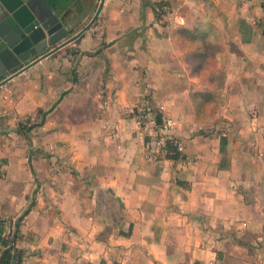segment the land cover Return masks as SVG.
Segmentation results:
<instances>
[{
  "label": "crops",
  "instance_id": "0c3cea01",
  "mask_svg": "<svg viewBox=\"0 0 264 264\" xmlns=\"http://www.w3.org/2000/svg\"><path fill=\"white\" fill-rule=\"evenodd\" d=\"M99 3L68 1L69 36ZM206 17L229 55L226 102L198 122L190 95L205 77L189 74L173 32ZM57 98L30 142L15 132ZM159 103L179 160L138 136L137 109ZM263 155L264 0H104L75 41L0 86V237L36 189L22 226L40 236L32 264H264ZM70 167L111 190L121 222L99 217Z\"/></svg>",
  "mask_w": 264,
  "mask_h": 264
},
{
  "label": "trees",
  "instance_id": "16d2710c",
  "mask_svg": "<svg viewBox=\"0 0 264 264\" xmlns=\"http://www.w3.org/2000/svg\"><path fill=\"white\" fill-rule=\"evenodd\" d=\"M173 38L175 41L179 39L186 43L187 48L185 49L184 59L189 66V74L205 77V86L196 88L190 95L194 119L198 122L210 121L216 109L226 102V94L223 89L229 55L224 47L223 36L217 25L210 18L206 17L198 19L190 29L185 27L176 29L173 32ZM71 55L74 60L73 66H75L78 51L71 50ZM59 101L60 98H57L47 110H43L40 113V119L37 123H31V121L28 120L18 121L16 123L15 132L24 136L27 138L28 142H30L28 133L43 124L46 115ZM222 145L221 141V149ZM30 156L28 163L34 176L35 170L31 164ZM165 156L174 160L183 158V155L178 151L172 140L167 143ZM70 168L71 174L84 183L86 187L85 193L92 196L94 191H96L94 195L99 217L107 223H111L115 219L121 222L123 217L119 209H115L113 214L105 210V204L113 203L115 206L118 205L111 190L98 187L95 183L96 177L92 172L83 177L73 167ZM260 192L264 202V175L260 182ZM36 196V189L33 190L31 194L27 195V199L29 200L27 206L13 219L9 233L5 237H0V242L2 244V249L0 250V264H32L30 262L31 259L42 255V249L37 247L40 243V236L34 232L22 231L25 217L36 205ZM1 221L2 219H0V222ZM130 230L131 225L128 231L130 232ZM119 233L122 235L128 234V232L125 233L121 231V229ZM19 242H23L24 245L19 246ZM27 244H32L34 248L29 247ZM87 264L93 263L88 262Z\"/></svg>",
  "mask_w": 264,
  "mask_h": 264
},
{
  "label": "water",
  "instance_id": "95a60500",
  "mask_svg": "<svg viewBox=\"0 0 264 264\" xmlns=\"http://www.w3.org/2000/svg\"><path fill=\"white\" fill-rule=\"evenodd\" d=\"M68 1L0 0V86L75 41L93 24L104 0L72 36Z\"/></svg>",
  "mask_w": 264,
  "mask_h": 264
},
{
  "label": "built area",
  "instance_id": "2783aa9c",
  "mask_svg": "<svg viewBox=\"0 0 264 264\" xmlns=\"http://www.w3.org/2000/svg\"><path fill=\"white\" fill-rule=\"evenodd\" d=\"M99 101L98 110L103 108L102 91L97 90L95 94ZM163 104H157L156 107L143 105L139 107L135 113V121L138 125V136L144 140V145L152 155L155 151L164 152L168 141L172 140L171 132L176 126V120L170 115H164ZM173 144L179 150V146L175 141Z\"/></svg>",
  "mask_w": 264,
  "mask_h": 264
},
{
  "label": "rangeland",
  "instance_id": "374dc122",
  "mask_svg": "<svg viewBox=\"0 0 264 264\" xmlns=\"http://www.w3.org/2000/svg\"><path fill=\"white\" fill-rule=\"evenodd\" d=\"M38 118H40V116H37V119L35 118V119H33V120H29L28 119V121H31L32 123H37L38 122ZM25 119H23V121H24ZM29 133H31V134H33L32 132H29ZM1 173V172H0ZM115 209H119L118 208V205H114L113 203H108V204H105V210L108 212V213H110V214H113L114 212H115ZM16 217V216H15ZM259 247H260V249L262 250V252H261V255L259 256V258L263 261L264 260V251H263V247H264V245L262 244V242L259 244ZM259 258H257V259H259Z\"/></svg>",
  "mask_w": 264,
  "mask_h": 264
}]
</instances>
